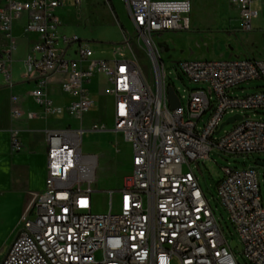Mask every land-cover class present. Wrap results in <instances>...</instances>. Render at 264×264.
Segmentation results:
<instances>
[{"label":"built area","instance_id":"obj_1","mask_svg":"<svg viewBox=\"0 0 264 264\" xmlns=\"http://www.w3.org/2000/svg\"><path fill=\"white\" fill-rule=\"evenodd\" d=\"M82 1L0 0V33L8 40L0 73L7 85H14L15 23L26 18L24 33L37 35L24 60V78L35 83L28 96L40 112L24 111L20 97L12 95V115L31 120L59 113L63 107L48 91L56 80L70 97L67 111L81 116L94 104L88 84L97 74L104 75L114 101L113 131L131 145V170L120 188L106 191L108 211L94 212L98 158L82 150L85 129H47L46 187L33 193L1 264H240L193 166L209 158L214 146L233 155L264 152V118L242 113L264 108V89L243 96L229 93L243 82L264 80V57L180 59L175 67L181 74L207 85L191 89L184 104L168 82L165 61L156 57L152 38L155 33L189 30L191 0H123L150 51L152 81L135 59L116 51L112 58L96 57L87 41L61 30L59 9ZM230 1L238 9L240 28L251 31L264 0ZM170 86L180 101L173 109ZM233 112L242 118L216 139L225 116ZM11 144L15 151L22 149L17 131ZM223 170L218 194L243 255L250 264H264L258 168Z\"/></svg>","mask_w":264,"mask_h":264},{"label":"rangeland","instance_id":"obj_2","mask_svg":"<svg viewBox=\"0 0 264 264\" xmlns=\"http://www.w3.org/2000/svg\"><path fill=\"white\" fill-rule=\"evenodd\" d=\"M191 2L189 30L155 33L152 38V44L157 46H153L156 57L161 56L165 61L168 82L174 85L184 104L187 103L191 89L207 85L192 82L181 74L175 67V63L180 59L246 57L250 55V51L260 54L264 50V10L260 17L253 21V29L245 31L240 28L238 9L230 0ZM59 14L62 19L61 30L70 35L77 34L87 41L96 57L109 58L114 51L131 57L152 81V58L149 49L140 31L134 28L123 0H83L79 6L68 5L60 8ZM248 42L254 43L256 47H248ZM89 86L94 104L88 112L81 116L70 114L66 105L62 104L63 108L59 113L48 115L41 121L53 117L58 119L62 126L85 129L82 135V150L98 158L97 181L94 185L96 192L93 194L94 212L104 213L109 209L106 191L117 190L123 185L125 175L131 170L132 152L130 143L123 135L113 131V102L112 97L107 94L109 84L106 77L97 74ZM262 89L264 80L255 79L231 88L229 93L232 96H243ZM63 102L62 98L57 100V103ZM210 113L211 109L203 115L200 124L208 119ZM242 113L251 118H264V108ZM233 114L234 112L228 113L224 120ZM234 124L224 125L221 131L215 134V138L221 137ZM258 160L264 161V152L233 155L214 146L209 158L200 160L201 172L195 164L193 166L202 190L229 243L235 241L241 244V241L218 194V183L224 176L223 167L258 168V182L264 199V165H258L256 163ZM114 208H117V202H114ZM15 225L18 229L19 222ZM6 235L0 223V253L5 250L3 243ZM233 250L240 264H250L244 257L241 247H235Z\"/></svg>","mask_w":264,"mask_h":264},{"label":"crops","instance_id":"obj_3","mask_svg":"<svg viewBox=\"0 0 264 264\" xmlns=\"http://www.w3.org/2000/svg\"><path fill=\"white\" fill-rule=\"evenodd\" d=\"M25 22L26 18L17 21L12 31L16 41L11 62L14 85H7L4 75L0 73V223L7 234L5 243H3L5 250L0 253V264L8 254L19 232L21 216L32 199L33 193L43 191L46 187V130L67 127L62 126L58 119L53 117H47L46 121H41L44 117L25 120L12 115L14 105L12 95L20 97L19 105L24 111L40 112V108L28 96V91L34 87L35 83L24 78V60L31 50L32 43L37 39L36 34L24 33ZM7 41L0 33V56L3 54V49L6 48L4 46ZM248 47L256 46L254 43L248 42ZM112 57L113 54L109 58ZM246 57L262 58L264 57V50L260 54L256 51H250V55ZM92 81L88 84L89 88ZM48 91L56 105L63 106L62 104L67 105L69 103L70 97L63 93L56 80L49 85ZM59 98L64 99V102L57 103ZM112 102L114 107L113 98ZM16 131L22 141V149L19 151L13 150L11 144L12 134ZM18 222L19 227L17 229L15 223L18 224Z\"/></svg>","mask_w":264,"mask_h":264},{"label":"water","instance_id":"obj_4","mask_svg":"<svg viewBox=\"0 0 264 264\" xmlns=\"http://www.w3.org/2000/svg\"><path fill=\"white\" fill-rule=\"evenodd\" d=\"M169 101H170V107L173 109V108H176L180 105V101H179V98L178 96L176 95V93L174 92V89L172 86L169 87ZM242 118V115L240 113H237V114H234L233 116L231 117H228L226 120H224L218 130L216 131V133H219L220 130L223 128L224 125L228 124V123H233L236 119H241ZM258 165H264V161H261V160H258L256 162ZM196 167L198 169L199 172H201V167L198 163H196ZM232 248H235V247H241V244H237L235 241L231 242L230 243Z\"/></svg>","mask_w":264,"mask_h":264},{"label":"trees","instance_id":"obj_5","mask_svg":"<svg viewBox=\"0 0 264 264\" xmlns=\"http://www.w3.org/2000/svg\"><path fill=\"white\" fill-rule=\"evenodd\" d=\"M112 8H113V5H112ZM114 9V8H113Z\"/></svg>","mask_w":264,"mask_h":264},{"label":"bare ground","instance_id":"obj_6","mask_svg":"<svg viewBox=\"0 0 264 264\" xmlns=\"http://www.w3.org/2000/svg\"><path fill=\"white\" fill-rule=\"evenodd\" d=\"M150 52V51H149Z\"/></svg>","mask_w":264,"mask_h":264}]
</instances>
